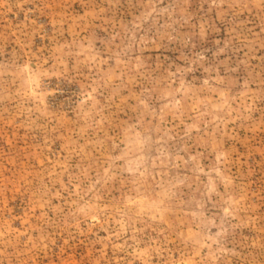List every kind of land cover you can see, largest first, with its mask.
Returning <instances> with one entry per match:
<instances>
[{
  "label": "rangeland",
  "instance_id": "374dc122",
  "mask_svg": "<svg viewBox=\"0 0 264 264\" xmlns=\"http://www.w3.org/2000/svg\"><path fill=\"white\" fill-rule=\"evenodd\" d=\"M0 264H264V0H0Z\"/></svg>",
  "mask_w": 264,
  "mask_h": 264
}]
</instances>
